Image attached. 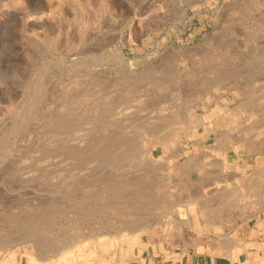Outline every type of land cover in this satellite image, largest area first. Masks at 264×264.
Instances as JSON below:
<instances>
[{"label":"rangeland","instance_id":"1","mask_svg":"<svg viewBox=\"0 0 264 264\" xmlns=\"http://www.w3.org/2000/svg\"><path fill=\"white\" fill-rule=\"evenodd\" d=\"M261 207L264 0H0V264Z\"/></svg>","mask_w":264,"mask_h":264},{"label":"crops","instance_id":"2","mask_svg":"<svg viewBox=\"0 0 264 264\" xmlns=\"http://www.w3.org/2000/svg\"><path fill=\"white\" fill-rule=\"evenodd\" d=\"M185 219L181 234H142L122 264H264V207L217 221L206 213Z\"/></svg>","mask_w":264,"mask_h":264},{"label":"bare ground","instance_id":"3","mask_svg":"<svg viewBox=\"0 0 264 264\" xmlns=\"http://www.w3.org/2000/svg\"><path fill=\"white\" fill-rule=\"evenodd\" d=\"M53 1V0H52ZM52 3V2H51ZM45 4H47V3H45ZM49 4V3H48ZM61 4V3H60ZM55 5V4H54ZM54 5H53V7H54ZM58 5V4H57ZM50 8H51V6H50ZM59 12V11H58ZM56 13V12H55ZM51 14H53V13H51ZM50 14V15H51ZM56 16V15H55ZM50 17V16H49ZM56 17H54L53 19H55ZM52 19V20H53ZM55 23V22H54ZM58 23V22H57ZM56 23V24H57ZM251 93V92H250ZM40 97V96H39ZM247 97H249V96H247ZM239 138V137H238ZM248 140V139H247ZM252 144V143H251ZM258 146V145H257ZM95 147V146H94ZM128 150V149H127ZM82 152V151H81ZM80 152V153H81ZM85 155V154H84ZM99 159V158H98ZM97 160V159H96ZM95 162V161H94ZM89 163V162H88ZM228 179V178H227ZM257 188V187H256ZM259 190V189H258ZM133 192V191H132ZM135 192V191H134ZM120 194V193H119ZM222 195V194H221ZM224 195H225V193H224ZM187 196V195H186ZM223 196V195H222ZM147 199V198H146ZM197 200H198V198H196ZM112 201V200H111ZM263 201V200H262ZM136 203V202H135ZM187 203V202H186ZM233 203H235V202H233ZM132 205V204H131ZM201 205V204H200ZM235 205V204H234ZM238 206V205H237ZM245 207V206H244ZM186 209V208H185ZM169 210V209H168ZM207 210H209V209H207ZM163 213V212H162ZM174 214V213H173ZM177 214V213H176ZM181 214V213H180ZM207 214V213H206ZM181 215H183V213L181 214ZM180 215V216H181ZM186 215H188V213L186 214ZM178 217V216H177ZM247 217V216H246ZM165 218V217H164ZM176 218V217H175ZM142 219V218H141ZM42 220V219H41ZM140 220V219H139ZM181 220V219H180ZM47 221V220H46ZM138 221V220H137ZM182 221V220H181ZM42 223V222H41ZM40 223V224H41ZM122 223V222H121ZM161 223V222H160ZM183 223H187L188 225H189V221H187V220H185L184 222L182 221V224ZM143 224V223H142ZM145 224V223H144ZM143 224V225H144ZM174 224V223H173ZM161 225H163V224H161ZM176 226H177V224H175ZM180 225V224H179ZM138 226V225H137ZM165 226V228L168 226H166V225H164ZM190 226V225H189ZM178 227V226H177ZM74 238V237H73ZM231 239V238H230ZM16 240V239H15ZM63 240V239H62ZM75 240H77V239H75ZM33 241V240H32ZM70 241H71V239H70ZM231 241V240H230ZM17 242V241H16ZM72 242V241H71ZM228 242V241H227ZM36 243V242H35ZM62 243V242H61ZM66 243V242H65ZM70 243V242H69ZM75 243V242H74ZM41 244V243H40ZM66 245V244H65ZM71 245V244H70ZM2 246V245H1ZM44 246V245H43ZM46 246H48V245H46ZM69 245H67V247H68ZM42 247H40V249H41ZM60 248V247H59ZM59 248H58V250H59ZM62 248V247H61ZM55 249V248H54ZM62 251H64L63 249H61ZM42 251V250H41ZM51 253H53V252H51ZM49 255V254H48ZM57 255V254H56ZM230 255V254H229ZM58 256V255H57ZM32 257V256H31ZM45 260V259H44ZM63 263V255H60L59 257H58V259H57V263L56 264H62Z\"/></svg>","mask_w":264,"mask_h":264}]
</instances>
